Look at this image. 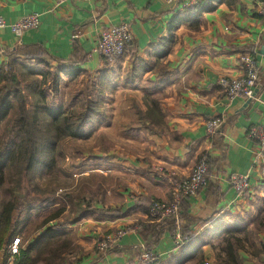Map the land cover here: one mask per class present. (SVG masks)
Here are the masks:
<instances>
[{
	"label": "crops",
	"instance_id": "obj_1",
	"mask_svg": "<svg viewBox=\"0 0 264 264\" xmlns=\"http://www.w3.org/2000/svg\"><path fill=\"white\" fill-rule=\"evenodd\" d=\"M197 1L0 0V17L8 24L40 15L39 28L21 38L0 29V65L8 62L6 53L22 45L37 46L54 58L47 57V61L56 73L58 61L63 63L64 75L76 71L81 78L93 79L110 73L114 93L124 90L139 98H154L163 114L162 127L153 130L130 114L124 123L131 126L125 133L118 132L121 144L98 154V162L105 166L93 168L84 156L80 172L66 170L70 179L75 175L82 179L79 184L80 180L72 179L71 186L60 188L67 192L62 197L67 201L66 211L60 218L68 215L70 219L55 229L71 231L75 244L85 251L76 264H127L138 257L137 247L147 242L159 257L155 264H220L217 254L224 257L226 236L239 240L233 246L237 264H264V153L256 158L258 140L251 137L253 131H264V56L259 54L264 46V0H224L197 18L198 28L188 21L181 23L195 17L186 9ZM122 23L129 25L132 43L107 67L93 49L103 30ZM74 43L87 58L83 64L69 66ZM248 52H256L259 81L255 89H259L245 107L247 100L229 101L217 81L243 76L238 58ZM115 102L110 108L114 112L127 109L124 103L117 106ZM138 107L146 109L142 104ZM113 119L116 128L121 127L123 120L116 114ZM212 119H219L221 125L209 136L204 125ZM202 154L213 161L207 185L182 203L179 225L153 223L143 208H135L140 199V204L168 203L173 182L189 177ZM233 174L249 176L244 195L231 187ZM88 204L92 209H114L125 215L116 219L86 216L75 221ZM137 222L154 227L147 240ZM120 231L125 232L118 243L99 261L98 241ZM176 231L188 239L180 247L174 243Z\"/></svg>",
	"mask_w": 264,
	"mask_h": 264
},
{
	"label": "trees",
	"instance_id": "obj_2",
	"mask_svg": "<svg viewBox=\"0 0 264 264\" xmlns=\"http://www.w3.org/2000/svg\"><path fill=\"white\" fill-rule=\"evenodd\" d=\"M223 2L224 0H198L197 4L186 9L188 14L195 15V17L192 20L189 17L180 22L188 21L191 26L198 28L197 18ZM165 42V40L161 41V43ZM6 56L8 62L0 65V258L5 244L15 237H20L23 232L25 219H15L14 211L18 210L21 206L20 201L26 197H23L21 193L16 194L15 190L18 191L21 182L26 181L32 193L44 195L45 191L37 189L34 185L35 178L50 174L56 165L58 145L69 138H83L86 125L92 124L94 117L99 114L97 102L90 98L77 113H66L60 106L47 104V89H50L53 95L59 93V74L62 72L63 63L58 61L57 73L56 71L51 72L47 57L54 58L40 47L22 45L18 50L6 53ZM86 58V56H82L80 48L74 43L73 56L68 63L69 66L83 64ZM102 61L105 66H110L103 59ZM41 66L44 68L41 69ZM65 74L76 76L78 73L74 71ZM19 76L28 79L32 77V80L26 86H21ZM104 76L100 75L98 80L101 81ZM49 83L50 85H48ZM48 86L49 88H47ZM143 103L146 105V111H137L140 121L150 130L161 128L163 114L159 102L154 98L144 96ZM253 130H257V128L251 131ZM207 161L210 167L213 161L211 158H207ZM6 184H8L5 187L6 197L2 199L1 189ZM140 200L143 202V199ZM153 201L146 204L137 203L135 208H143L148 217ZM36 202L39 204L45 202L44 207L47 208L57 204L54 199L48 197L37 199ZM69 202L71 212L73 210L72 201ZM27 208L30 209L29 206ZM39 208L36 207L35 210H39ZM57 208L35 227L34 234L36 236L23 247L20 245L19 253L13 264H65L67 257H70L75 250H80L72 239L71 231L47 226L60 218L66 211L65 205ZM124 215L114 209H92L88 204L83 211L78 213L75 221L86 216L98 219H116L122 218ZM148 220H150L149 217ZM135 225L144 240L148 239L154 229V227L140 222ZM222 243L224 257L218 253V262L220 264H237L238 256L233 251V246L239 243V240L226 236ZM151 244L145 243L147 251L152 250ZM79 261L80 258L75 263ZM0 264H8L7 258L5 257Z\"/></svg>",
	"mask_w": 264,
	"mask_h": 264
},
{
	"label": "rangeland",
	"instance_id": "obj_3",
	"mask_svg": "<svg viewBox=\"0 0 264 264\" xmlns=\"http://www.w3.org/2000/svg\"><path fill=\"white\" fill-rule=\"evenodd\" d=\"M40 68L43 69L44 67L41 66ZM50 71L52 72L54 70L50 68ZM100 75H105L101 81L98 80ZM100 75L92 79L90 76H84L81 78V76L78 75L71 77L69 75L59 74V93L57 95H53L51 90L47 89V104L50 106H60L63 108V110L66 111V113H77L84 107L86 100L90 98L94 99L97 102L99 114L94 117L92 124L86 125V132L83 138H81L79 141L78 139L69 138L62 141L58 145L56 156L57 161L53 171L50 174H44V176L42 177L37 176L35 178L34 185H36L37 189L45 191L44 195L32 193V190L30 189L26 181L21 182L18 191L15 190L16 194L21 193L23 197H26L23 201H20L21 206L18 208V210L14 211L15 219H25L23 232L19 237L21 243L20 245H22V247L36 236V234H34V229L44 218L48 217L51 213L54 212V210L58 209V206H64V202L67 203V201L62 200V197H64L67 192L60 190V188L63 189L67 185L71 186L73 183L72 179L77 181L80 180L78 184L81 182L82 178H76L77 175L73 177L71 176V179L68 175V179L66 170L69 168V171L71 173L80 172V167L82 166L79 165L82 164V157L84 156L87 157V164L89 166H92L93 168L95 167V165H98L99 167L105 166V162H98V154H107L108 152L114 150V146L117 145V143L118 145L121 144V140H119L118 137H122V134L118 132L125 133L128 130L127 127L131 126V124L124 123V121L130 114L134 115L140 121L137 116V111H146V109L142 110L138 107L141 104L145 105L143 103V98H139L138 95H130L124 90H119L117 91V93H114V89L116 87L114 86V84H112V81L114 79L112 75H110V73ZM19 80L21 82V86H26L32 80V77L28 79L26 77L23 78L19 76ZM48 85H50V83ZM47 88H49V86ZM114 102L115 104L117 103V106L120 105V103H124V105H127V109L125 107L121 109L120 107L116 112H114V108L113 110L110 109ZM115 114L118 116V119L123 120L121 121V127L119 128H116L115 120L113 119L115 117ZM114 135H117V137H114ZM116 140L117 142H115ZM78 158L79 160L77 161ZM71 173L69 174L71 175ZM91 182V180L88 181V183ZM7 185L8 184H6L1 189L2 199H5L6 197L5 187ZM85 187L87 188L86 185ZM47 197L49 199H54L57 203V206L47 208L44 207L45 202L42 204L36 202L37 199H44ZM33 199L35 200L33 201ZM28 206L30 207V209L27 208ZM36 207H40L39 210H35ZM69 219L70 217L68 215H64L56 222L53 221L47 226L55 229L57 228L56 226L68 222ZM58 229L60 230L63 228ZM75 245L77 246V244ZM112 245H110V248L112 247ZM77 247H79L80 250H75V252H73L70 257H67L65 264H76L75 261L84 256L85 251H83L79 245ZM137 250H139V247H137ZM139 254L137 256H139ZM103 259L104 256L101 255L100 259L98 260L102 261ZM3 260V258H0V263L3 262Z\"/></svg>",
	"mask_w": 264,
	"mask_h": 264
},
{
	"label": "built area",
	"instance_id": "obj_4",
	"mask_svg": "<svg viewBox=\"0 0 264 264\" xmlns=\"http://www.w3.org/2000/svg\"><path fill=\"white\" fill-rule=\"evenodd\" d=\"M78 2H89L92 0H73ZM195 4V3H194ZM40 26V15L34 13L24 16L14 23H6L0 17V29H8L15 38H21L25 33L35 31ZM132 43V33L129 25L122 23L120 25L109 27L103 30L93 49V53L101 57L109 65L115 64L123 55L126 48ZM256 52H248L239 55V64L243 67L244 74L238 78L220 77L217 81L218 86L224 92L229 101L236 99H253L254 89L259 81V67L255 59ZM219 119H212L205 123L204 128L207 135H214L220 128ZM251 137L258 140V152L256 158L259 159L264 153V131H253ZM208 166L207 156L202 154L191 174L186 179L173 182L170 190V201L163 203L153 201L149 209L148 217L153 223L166 225L168 222H174L179 225L181 220V205L184 201L195 198L199 192L207 185ZM229 183L238 195H244L248 189L249 176L247 174L231 175ZM125 231H120L113 237L106 236L99 240L96 249L98 253L104 256L110 249V245L117 244L120 236ZM174 243L176 247L183 245L188 239L183 238L177 231L175 232ZM20 238L15 237L5 244L1 258H7L8 264H13L15 257L19 253ZM140 254L132 262L127 264H155L159 261L158 255L152 251H147L144 245L139 246ZM103 261V260H102ZM101 261V262H102Z\"/></svg>",
	"mask_w": 264,
	"mask_h": 264
},
{
	"label": "water",
	"instance_id": "obj_5",
	"mask_svg": "<svg viewBox=\"0 0 264 264\" xmlns=\"http://www.w3.org/2000/svg\"><path fill=\"white\" fill-rule=\"evenodd\" d=\"M259 54H260L261 56H264V46L261 47V49H260V51H259ZM258 89H259V87H256V89H255V91H254V96H253V97H255V94H256V92H257ZM250 103H251V99H248V100L246 101L245 107H246L248 104H250Z\"/></svg>",
	"mask_w": 264,
	"mask_h": 264
}]
</instances>
